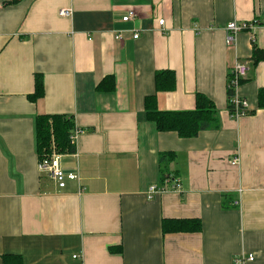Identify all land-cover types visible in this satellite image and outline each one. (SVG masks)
<instances>
[{
  "label": "crops",
  "instance_id": "0c3cea01",
  "mask_svg": "<svg viewBox=\"0 0 264 264\" xmlns=\"http://www.w3.org/2000/svg\"><path fill=\"white\" fill-rule=\"evenodd\" d=\"M13 1L0 0V264L4 254L24 264H264V60H250L252 33L264 49V0ZM130 9L137 16L123 21ZM253 20L228 42L229 22ZM238 62L249 66L237 93L252 113L233 118ZM162 69L177 83L157 93L159 109L192 110L201 93L219 129L183 138L147 120ZM36 74L44 94L31 101ZM105 76L113 91L97 89ZM37 114H72L82 129L76 152L59 153L79 174L65 188L38 168ZM166 152L180 188L150 198ZM223 194L237 206L224 209ZM191 218L201 231H163L164 220Z\"/></svg>",
  "mask_w": 264,
  "mask_h": 264
},
{
  "label": "trees",
  "instance_id": "16d2710c",
  "mask_svg": "<svg viewBox=\"0 0 264 264\" xmlns=\"http://www.w3.org/2000/svg\"><path fill=\"white\" fill-rule=\"evenodd\" d=\"M13 2H16L15 0ZM250 60L255 66L264 60V49L253 43ZM231 72L227 85V108L231 117L236 107L233 104L235 90L229 86ZM244 78L241 80V82ZM240 82V83H241ZM176 74L173 70L162 69L155 72V94L145 98L144 109L146 118L155 124L159 132H175L179 137L193 138L200 132L210 129H219L221 126L219 111L215 104L204 94L197 93L195 108L192 110H162L158 107L157 93L170 92L176 88ZM115 81L113 76H105L98 82L97 89L102 91H113ZM44 94L43 77L41 74L35 76V90L29 95L31 101H36ZM259 106L264 107V88L259 91ZM252 113L251 111L249 114ZM36 149L39 159L53 151L58 153H75L76 146L71 142V135L76 129L75 117L71 114H37L34 119ZM175 153H161L159 157L161 169V184L167 180L176 178L170 169L174 161ZM223 208L236 207L231 201L226 200L223 194ZM202 229L201 220L170 219L163 221L164 232H199ZM3 264H24L20 255L4 254Z\"/></svg>",
  "mask_w": 264,
  "mask_h": 264
},
{
  "label": "built area",
  "instance_id": "2783aa9c",
  "mask_svg": "<svg viewBox=\"0 0 264 264\" xmlns=\"http://www.w3.org/2000/svg\"><path fill=\"white\" fill-rule=\"evenodd\" d=\"M61 16H71L72 9L71 8H63L59 11ZM137 16V13L130 9L127 11V14L123 17V21H128ZM164 19H159L158 23L160 26L164 24ZM259 22L257 20H253L250 22H241L238 23L236 21H231L226 26L227 34H228V42L233 41L234 36L243 30L252 31L256 26H258ZM139 34L135 33L134 38H138ZM116 38L119 40L123 39V35L118 33ZM252 42H256V37L254 33H252ZM249 70V66L246 63L238 62L234 69L231 70V79L229 80V86L233 87L235 90V96L233 98V104L236 107L235 112H233L234 118H240L242 116L248 115L250 112L248 100L239 96L237 93L238 87L240 85L241 80L246 76ZM82 133V129H76L73 134L71 135V142L75 145V142L78 138V135ZM234 164L239 162L238 158L232 160ZM38 168L42 172H46L51 176L57 185L60 188H65L67 181L69 180H78L79 174L76 170H67L61 165V155L56 151H53L51 154L44 155L42 158L39 159ZM180 184L177 178H174L172 181L167 180L163 184H152L148 189V195L152 198L155 194H159L165 192L167 190H179ZM248 260H253L254 255L248 254Z\"/></svg>",
  "mask_w": 264,
  "mask_h": 264
}]
</instances>
